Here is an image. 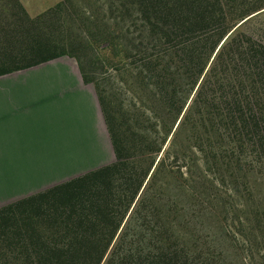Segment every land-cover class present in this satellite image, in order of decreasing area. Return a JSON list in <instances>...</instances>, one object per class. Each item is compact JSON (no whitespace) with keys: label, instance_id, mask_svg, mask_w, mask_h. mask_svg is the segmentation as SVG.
<instances>
[{"label":"trees","instance_id":"trees-1","mask_svg":"<svg viewBox=\"0 0 264 264\" xmlns=\"http://www.w3.org/2000/svg\"><path fill=\"white\" fill-rule=\"evenodd\" d=\"M63 57L114 161L1 208L0 264H264V0H0V77Z\"/></svg>","mask_w":264,"mask_h":264},{"label":"crops","instance_id":"crops-1","mask_svg":"<svg viewBox=\"0 0 264 264\" xmlns=\"http://www.w3.org/2000/svg\"><path fill=\"white\" fill-rule=\"evenodd\" d=\"M20 2L34 18L61 0ZM55 61L0 77V209L114 161L94 85L84 82L78 64ZM76 125L77 135L70 131ZM88 156L95 164L75 163L67 174L38 179L57 159Z\"/></svg>","mask_w":264,"mask_h":264},{"label":"rangeland","instance_id":"rangeland-1","mask_svg":"<svg viewBox=\"0 0 264 264\" xmlns=\"http://www.w3.org/2000/svg\"><path fill=\"white\" fill-rule=\"evenodd\" d=\"M49 2H50V1H49ZM44 3H45V2H44ZM44 3H42V5H43ZM33 11H34V12H33ZM31 12H32V13H35L36 11H35V10H31ZM53 63H54V64H77L76 60L71 59V58H69V57L64 58V59H61V60H58V61H55V62H53ZM99 72H100V71H99ZM96 76H97L98 78H100V77H101V74H100V73H97ZM102 76H103V77H106V75H103V73H102ZM71 120H74V118H71ZM87 126H88V125H86L85 130L87 129V135H88V134H89V133H88V128H89V126H88V128H87ZM64 130L68 132L69 129L66 128V129H64ZM70 131H71V133L77 135V134L81 131V129L78 127V125H76L75 127H72ZM89 155H90V154H89ZM96 160H97V159H96ZM51 161H52V160H51ZM80 162H83V163L86 162V163L84 164L85 166L93 165V164H95V158H91L90 156H88V157H86V161H84L83 159H81V160H75V159L71 158V159H70V162L67 161V160H63V164H62V161H59V160L57 159L56 162L54 161L53 163H51V164L53 165V168H49V169L45 170L44 173H43V172H40V173H39V175H38V179H39L40 181H42V180H45L46 178H50V177H53V176L58 177V176H62V175H64V174H67V173H69V172L75 170V169H74V165H75V163H80ZM61 164H62V165H61ZM36 178H37V177H36Z\"/></svg>","mask_w":264,"mask_h":264},{"label":"water","instance_id":"water-1","mask_svg":"<svg viewBox=\"0 0 264 264\" xmlns=\"http://www.w3.org/2000/svg\"><path fill=\"white\" fill-rule=\"evenodd\" d=\"M253 17V16H252Z\"/></svg>","mask_w":264,"mask_h":264}]
</instances>
